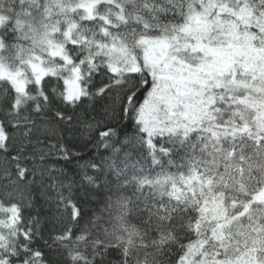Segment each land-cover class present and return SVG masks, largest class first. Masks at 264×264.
<instances>
[{"label": "snow or ice", "instance_id": "snow-or-ice-1", "mask_svg": "<svg viewBox=\"0 0 264 264\" xmlns=\"http://www.w3.org/2000/svg\"><path fill=\"white\" fill-rule=\"evenodd\" d=\"M0 264H264V0H0Z\"/></svg>", "mask_w": 264, "mask_h": 264}]
</instances>
